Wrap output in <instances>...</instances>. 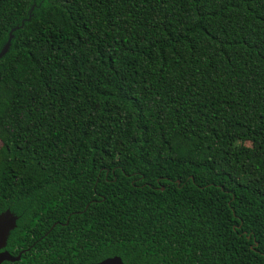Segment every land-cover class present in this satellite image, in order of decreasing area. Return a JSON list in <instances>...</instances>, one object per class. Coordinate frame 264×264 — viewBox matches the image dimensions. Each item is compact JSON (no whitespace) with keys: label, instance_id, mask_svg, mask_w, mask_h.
Returning a JSON list of instances; mask_svg holds the SVG:
<instances>
[{"label":"trees","instance_id":"16d2710c","mask_svg":"<svg viewBox=\"0 0 264 264\" xmlns=\"http://www.w3.org/2000/svg\"><path fill=\"white\" fill-rule=\"evenodd\" d=\"M9 36L0 264H264V0H0Z\"/></svg>","mask_w":264,"mask_h":264},{"label":"water","instance_id":"95a60500","mask_svg":"<svg viewBox=\"0 0 264 264\" xmlns=\"http://www.w3.org/2000/svg\"><path fill=\"white\" fill-rule=\"evenodd\" d=\"M9 38L10 36L8 37L7 41L4 43L3 47L0 49V57H2L7 50ZM13 224H14V217L12 215H10L8 212H4L0 214V229L3 230L2 234L0 235V263L16 262L19 260V257L22 253L21 251L16 256H11L7 251L1 250L2 247L4 246L8 231L13 227ZM94 264H122V263L118 257H110L103 259Z\"/></svg>","mask_w":264,"mask_h":264},{"label":"rangeland","instance_id":"374dc122","mask_svg":"<svg viewBox=\"0 0 264 264\" xmlns=\"http://www.w3.org/2000/svg\"><path fill=\"white\" fill-rule=\"evenodd\" d=\"M247 146H248V144H246ZM2 232H3V230L2 229H0V235L2 234Z\"/></svg>","mask_w":264,"mask_h":264}]
</instances>
